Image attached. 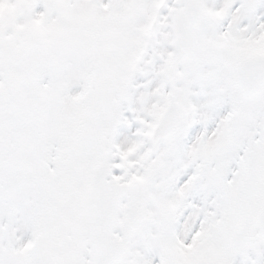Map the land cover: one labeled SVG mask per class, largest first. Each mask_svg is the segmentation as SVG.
Segmentation results:
<instances>
[{
  "label": "rangeland",
  "instance_id": "rangeland-1",
  "mask_svg": "<svg viewBox=\"0 0 264 264\" xmlns=\"http://www.w3.org/2000/svg\"><path fill=\"white\" fill-rule=\"evenodd\" d=\"M155 1L0 0V264H91L84 200L100 163L120 183L148 179L136 197L143 229L122 264H264L256 233L264 193L253 195L264 187V90L245 100L236 86L239 62L264 58V0H198L200 43L168 87L173 20L193 1L171 0L159 27L168 36L162 92L148 105L138 98L156 67L160 35L142 49ZM170 89L180 114L176 135L156 149L160 162L171 158L162 167L146 134ZM116 105L120 129L105 156L100 144ZM67 189L76 198L65 205L56 197ZM38 190L52 204L38 205ZM65 213L73 217L67 229ZM65 237L66 262L56 257Z\"/></svg>",
  "mask_w": 264,
  "mask_h": 264
},
{
  "label": "water",
  "instance_id": "water-1",
  "mask_svg": "<svg viewBox=\"0 0 264 264\" xmlns=\"http://www.w3.org/2000/svg\"><path fill=\"white\" fill-rule=\"evenodd\" d=\"M166 2V1H165ZM164 2V4H165ZM164 4L159 8L158 13L164 9ZM157 17L154 20L153 29L150 32L149 39L154 36V26L156 25ZM198 13L195 7H187L186 12L183 14L178 28L174 32L175 39V53L172 57L170 64L169 78L171 81L174 79V75L179 66L185 64L193 52V32L199 25ZM251 63L243 65L241 73L243 78L239 79V88L244 93L243 87L246 85V77L250 73L248 69ZM173 117L175 116V110H172ZM125 193V192H123ZM122 193V196H123ZM110 198V195L107 196ZM94 198H89V222H90V237L92 247V257L94 264H120V261L124 257L125 249L128 246V241L132 233L136 232L141 226V216L137 214L135 209L131 208L125 216V222L123 228L128 223L129 219L133 217V221L129 222V226L125 229L123 234V240L121 243H115L111 241V232L116 223V213L118 209V203H114L109 207V212L102 214L100 217L94 214ZM109 201V199H107ZM127 221V222H126ZM260 228L264 232V208L259 215Z\"/></svg>",
  "mask_w": 264,
  "mask_h": 264
},
{
  "label": "bare ground",
  "instance_id": "bare-ground-1",
  "mask_svg": "<svg viewBox=\"0 0 264 264\" xmlns=\"http://www.w3.org/2000/svg\"><path fill=\"white\" fill-rule=\"evenodd\" d=\"M185 4H188V3L186 2ZM197 4H198V6H199V8L201 10L202 18H203V12H202V9L200 7V4H199L198 0H197ZM159 35H160V33L158 34V36ZM167 38H168V36H167L166 33H163V34H161L158 37V39L160 40V43L156 47L155 57H154V61H153L154 67L155 66L156 67H155L154 70H149L148 71L149 72L148 74L151 73L150 74L151 76L149 78V81L152 82V87L150 86L149 88H145L143 91L139 92L140 93V96H139L138 100L140 98H142V101L145 100V102L148 105H151V103L153 102L152 96H154V99L155 100H157L158 97L161 96L160 94L162 92V88H161V85H158L157 86V80L156 79L158 78L159 74L162 73V70H160V69L163 67V64H162L163 56H166L167 57V55H168V51L166 49L165 50L163 49L166 46V43H167V40H168ZM197 38L198 39H196V45H198L200 43V35ZM197 42H198V44H197ZM164 51H166V53ZM145 67H146V64L143 62V68H145ZM187 71L190 72L191 71V68L190 67L187 68ZM157 105H159V103ZM138 108H139V106H138V103H137L136 111H138ZM141 111H142V109H141ZM142 112H144V111H142ZM179 114H180V110H179ZM157 156L158 155H156L155 158ZM160 159H161V162H160L159 159L158 160H159V163H161V166L162 167L169 166V162H170L171 158L168 157V154L167 155L166 154H161L160 155ZM148 175H149L148 171L145 172V176H148ZM74 177H75V175L69 176V178H71V179L74 178ZM140 181H141L142 186L144 187V185H145V187H146V183L148 182V179L147 178H142V179H140ZM262 181H264V180H262ZM37 193L39 194V197H38ZM263 193H264V187H262L258 192L253 193V195L255 196L254 197L255 200L258 201L262 197ZM74 194H75V190L67 189L65 195L60 196V197H56V198H65L64 199V203H65V205H67L68 203L72 202V199L71 198H76V197H73ZM153 196H154V198H157V194H153ZM33 198H41V200L38 202V205H41L43 198H44L43 204L45 202L49 203V201H50V204H52V199H50L49 197H47L42 191H39V190L36 193L33 192ZM56 205H57V202H56ZM57 207H58V205H57ZM249 207L250 206L248 205V208ZM54 216L57 217V213L56 212L54 213ZM59 216H61V214H59ZM72 218L73 217H71V215L68 214V213H65L64 216L61 218L63 220V222L65 223V227H64L65 229L68 228V226H69ZM163 218H165V221L168 220V217L165 216V215H163ZM174 220L167 222L166 226L164 225L163 230L167 234H169L171 222H173ZM208 231H209L210 234L212 233V230L208 229ZM66 233H67V231H66ZM65 242L68 243V241H66V237L65 238H62V240L60 242V246L57 248L56 257H59L61 255V258L63 260H64V257H65V262H66L67 254L65 253V251H66ZM208 246L209 247L211 246V242L208 243ZM252 254H253V252H252Z\"/></svg>",
  "mask_w": 264,
  "mask_h": 264
}]
</instances>
